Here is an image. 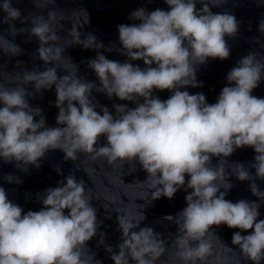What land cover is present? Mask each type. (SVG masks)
I'll return each instance as SVG.
<instances>
[{
    "label": "clouds",
    "instance_id": "1",
    "mask_svg": "<svg viewBox=\"0 0 264 264\" xmlns=\"http://www.w3.org/2000/svg\"><path fill=\"white\" fill-rule=\"evenodd\" d=\"M54 2L34 0L41 11ZM164 3L167 11L138 8L129 20L139 23L117 26L121 45L117 51L127 57L125 62L109 60L98 51L104 45L95 35L81 39L78 29L89 23V16L84 10L73 11L83 16L79 26L67 29L70 46L97 50L88 62L99 80L97 84L79 77L78 66L64 55L66 48L59 46L56 25L63 20V11L33 15L30 28L17 30L10 22L20 19L21 13L12 7L11 0H3L0 9L6 13L3 22L10 24L11 35L27 31L36 37L39 59L48 67L15 75L0 72V159L25 172L29 166L39 169L40 161L54 150L63 152L65 161L75 162L78 153H86L93 161L104 158L113 168L127 165L130 174L137 171L138 164L146 178L135 183L150 192L148 203L161 197L171 200L184 188L186 207L175 216L164 217L177 226L174 251L168 254L167 242L152 227H139L145 219L141 211L138 219L118 215L122 242L118 252L111 255L114 264H219L221 257L214 241L232 250L216 235L215 228L221 225L239 229L232 235V245L251 264H262L264 219H258L260 204L245 199L233 203L225 196L233 187L234 175L238 181H248L252 195L264 202V191L256 183L264 181V98L252 95L264 80V54L253 50L241 57L227 73V84L216 102L209 104L203 93L190 94L182 89L202 87L197 71L210 58L230 57L225 37L235 38L240 22L228 11L212 12V7H221L227 0ZM258 31L264 35V20L259 22ZM254 40L264 49L259 37ZM0 52L17 56L21 48L0 35ZM64 60L70 61L74 71L59 76V69L68 70ZM138 60L143 61L144 68L129 62ZM2 81L15 86L8 87ZM30 84L31 91L27 88ZM53 86L58 126L48 127L42 109L31 106L27 98ZM93 90L109 99L133 102L135 107L114 104L113 115L106 106L94 102ZM155 90H168L171 95L161 100L153 94ZM101 137L106 138L105 144H99ZM244 147L255 152L248 166L227 159ZM213 157L218 158L215 165ZM56 171L62 174L59 167ZM3 179L22 182L13 174ZM59 183L37 194L40 210L27 212L10 201L5 188L0 187V264H101L87 247L99 226L91 189L86 193L85 181H78L73 173ZM103 207L108 209L107 204ZM107 251L113 252L112 247ZM166 254L168 258L161 260Z\"/></svg>",
    "mask_w": 264,
    "mask_h": 264
}]
</instances>
